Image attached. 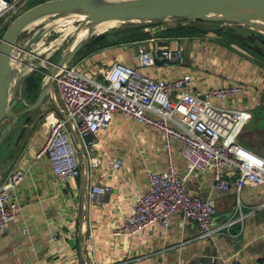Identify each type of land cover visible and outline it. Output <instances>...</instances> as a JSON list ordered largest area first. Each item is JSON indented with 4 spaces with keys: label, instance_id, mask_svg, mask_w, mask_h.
Instances as JSON below:
<instances>
[{
    "label": "built area",
    "instance_id": "1",
    "mask_svg": "<svg viewBox=\"0 0 264 264\" xmlns=\"http://www.w3.org/2000/svg\"><path fill=\"white\" fill-rule=\"evenodd\" d=\"M26 1L0 0V17L19 14ZM203 38L182 39L205 52ZM133 44L130 62L112 60L94 68L79 61L63 64L48 75L46 94L52 102L55 96L57 103L46 112L31 145L0 184V236L16 212L10 191L31 161L44 160L52 176L61 182L78 177L82 169L90 181V172L102 165L104 157L103 165L111 171L119 169L120 159L106 154L97 139L110 129L114 119L134 123L158 140L156 155L141 163L145 187L134 195L130 212L115 234L132 235L148 226L165 230L174 216L193 221L196 238L201 240L213 238L234 222L242 225L245 215L239 211L235 219L217 222L213 206L193 194L187 182L192 174L209 175L213 191L234 192L238 210L239 192L246 185L264 184V167L236 145L251 113L249 102L238 103L239 96L248 91L246 85L224 78L217 85H198L205 79L201 70L195 73L178 66L182 44ZM226 62L236 65L232 58ZM109 192V186L90 182L85 203L93 204ZM223 264L241 263L230 258Z\"/></svg>",
    "mask_w": 264,
    "mask_h": 264
},
{
    "label": "crops",
    "instance_id": "2",
    "mask_svg": "<svg viewBox=\"0 0 264 264\" xmlns=\"http://www.w3.org/2000/svg\"><path fill=\"white\" fill-rule=\"evenodd\" d=\"M166 25L162 24L161 29ZM157 38L134 43L145 47L182 44L178 66L194 69L195 73L201 70L205 79L196 81L198 85H217L224 79L246 85L248 91L239 96L238 103L249 102L251 113L236 137V145L264 167V71L234 46L219 44L213 32H206L201 41L205 52L183 43L184 37L161 38L162 45ZM134 47L130 43L101 49L77 62L85 61L94 68L112 60L128 62ZM229 58L235 59V66L227 64ZM18 64L15 60L12 66ZM26 114L22 115V123L24 118L30 122L31 113ZM18 131L14 139L4 136L0 143V184L37 134V129L26 136L22 127ZM97 139L106 154L120 159L117 171L103 165L104 157L102 165L90 172V181L82 169L78 177L61 182L52 176L44 160L31 161L28 171L10 191L16 212L0 236V264H223L230 258L241 264L264 261V184L246 185L237 196L238 210L231 189L213 191L207 174L189 177L187 187L213 206L217 222L235 219L238 211L245 215L241 226L234 222L211 239H197L195 223L180 216H174L165 230L148 226L132 235L115 234L130 212L134 195L145 187L141 163L156 155L158 140L138 125L119 119L112 120L110 129ZM88 182L105 184L110 192L87 205L84 193Z\"/></svg>",
    "mask_w": 264,
    "mask_h": 264
},
{
    "label": "rangeland",
    "instance_id": "3",
    "mask_svg": "<svg viewBox=\"0 0 264 264\" xmlns=\"http://www.w3.org/2000/svg\"><path fill=\"white\" fill-rule=\"evenodd\" d=\"M38 0H27L23 7L21 8V12L33 5ZM18 15V14H17ZM17 15H4L0 17V37L2 33L4 32L5 28L8 26V24L13 20V18ZM48 20H52L53 16L47 17ZM186 19H175V18H166L157 20L156 22H134V23H120L114 27H110L104 31H101L99 33H94L88 36L86 39L83 40V45L88 43L90 44V41L92 37L99 36L103 34H107V43L106 46L95 49L92 51H88L86 48L82 47L80 48V52H76L69 63L67 64H73L74 62H77L78 60L87 59L92 53H95L98 50L101 49H114L115 47H120L126 44H130V42H120V38L123 36V33H114V31H120L122 28H127L129 24H135L140 26V30L148 33V38H155L159 40V44L162 45L163 42L160 41L162 39H165V37L159 36V30L161 29L162 24H177V23H183ZM164 21V22H163ZM191 21V20H189ZM45 22L38 23L30 28L20 30L13 41L12 48H11V63L13 64L15 60H19L20 65H24L26 63H31L34 67H32L19 81L18 86L15 88L13 93L8 97V100H14L15 105L12 108V113L17 111L19 112L23 108L26 107V105L30 104L35 98L33 93H31L29 90V85L27 84L25 78L29 75L31 77H38L37 80V91L43 86H45L47 83H45L44 79L46 75H49L48 68H50L61 55H64L67 53L68 48L73 38V28H65V29H55L53 28V24L44 25ZM80 21H72L71 25L76 28L77 25H79ZM44 25V26H43ZM198 26L206 29L207 32H213L216 34V41H218L219 44L223 46H234L238 51H240L243 56L249 60L250 62L256 64L258 67H260L264 71V36H257L256 33L264 35V28L254 26L255 29L259 32H256L254 30L248 29L244 24L236 23L229 20H216L212 23L207 22H198ZM70 31V32H69ZM227 32H233L238 33L239 35H242L245 37V41L250 46H255L258 50L257 53L251 52V50L241 46L240 43L235 41V39H229L226 37ZM205 35V34H204ZM201 36H189V37H203ZM162 38V39H161ZM182 38V37H180ZM233 38V37H232ZM80 40V39H79ZM155 40V39H154ZM114 41V42H112ZM118 41V42H117ZM112 42V43H111ZM262 42V43H261ZM58 44L54 46V44ZM82 45V46H83ZM27 57V58H26ZM38 93V92H37ZM264 96V93H263ZM53 99L57 103V98L54 96ZM54 101V102H55ZM50 100V96L46 94L41 102V104L32 110L31 112H26L24 114L30 115V122H23V116L19 115L16 119V122L14 125L10 127V130L6 133L5 138L7 137L12 139L13 137H16V134L18 135L19 131L18 129L22 127L24 129V136L31 134L35 129H38L41 121L43 120V117L45 116L46 112L52 110L53 103ZM15 114V113H14ZM9 119L7 117H3L0 120V131L3 129L6 124L8 123ZM23 125H22V124ZM22 125V126H21ZM18 131V132H17ZM14 139V138H13ZM12 143L13 140H10ZM3 144V142H2ZM22 148V145L18 147V151Z\"/></svg>",
    "mask_w": 264,
    "mask_h": 264
},
{
    "label": "water",
    "instance_id": "4",
    "mask_svg": "<svg viewBox=\"0 0 264 264\" xmlns=\"http://www.w3.org/2000/svg\"><path fill=\"white\" fill-rule=\"evenodd\" d=\"M238 9H252L253 13H244L235 11ZM70 8H78L85 11L88 18L92 20L102 19H121L127 20V23L150 22L165 18L216 21L229 20L244 24L255 16L264 15V0H140L123 6H92L88 0H45L39 2L13 18L5 28L0 37V120L7 117L9 122L0 131V143L2 138L15 124L19 115L32 111L37 108L47 92V87L39 89L35 99L18 113H12L15 101H9L6 97V87L8 80L5 72L8 63L9 52L16 34L23 26L35 17L54 11H60ZM218 16H213L212 14ZM125 23V22H124ZM83 45V41L75 44L71 49L61 55L58 60L48 68L49 75H52L63 64L70 62L74 54ZM27 118H24V122Z\"/></svg>",
    "mask_w": 264,
    "mask_h": 264
},
{
    "label": "bare ground",
    "instance_id": "5",
    "mask_svg": "<svg viewBox=\"0 0 264 264\" xmlns=\"http://www.w3.org/2000/svg\"><path fill=\"white\" fill-rule=\"evenodd\" d=\"M140 0H88L89 4L92 6H106L108 8H111L113 6H123L127 5L129 3H133ZM231 9H235V11H241L244 13H253L254 10L252 9H238L230 7ZM213 16H218L217 14H212ZM53 16L52 20H48L47 17ZM166 19V18H165ZM72 21H80L81 23L74 28L71 23ZM127 20H121V19H102V20H92L88 18L85 14V11L78 8H70L60 11H54L47 14H42L28 23H26L21 30L30 28L38 23L45 22L44 25L53 24V28L55 29H65V28H73L72 32L74 40L70 44L68 51L73 47L75 44L82 42L84 39H86L88 36L94 33H99L101 31H104L110 27H114L120 23H124ZM43 25V26H44ZM244 25L251 30H254L256 32H259L255 29L254 26H258L261 28H264V15L255 16L249 18ZM70 32V31H69ZM80 39V40H79ZM59 44V43H58ZM57 43L54 44V46L58 45ZM12 48V47H11ZM66 51V52H68ZM27 58V57H26ZM12 59L11 57V50L9 52L8 57V63L7 68L5 72V77L8 80V84L6 87V97L8 98L15 88L18 85H15L16 83H19L21 78L32 68L34 67L31 63H26L24 65L18 64V66L15 68L12 66V63L10 62ZM17 62L19 60L16 59ZM47 78L45 80V83L48 81V75H46ZM15 85V86H14Z\"/></svg>",
    "mask_w": 264,
    "mask_h": 264
},
{
    "label": "trees",
    "instance_id": "6",
    "mask_svg": "<svg viewBox=\"0 0 264 264\" xmlns=\"http://www.w3.org/2000/svg\"><path fill=\"white\" fill-rule=\"evenodd\" d=\"M45 0H38L35 4L42 2ZM150 22H156V20L154 21H150ZM183 23H177V24H173V25H166L165 27H163L162 29H160L158 32L159 36L168 38V37H189V36H201L204 35L207 31L206 29L198 26V22H207V23H212L215 21H202L199 19L196 20H184L182 21ZM114 33H123V36L120 38V42H130V43H134V42H140V41H144L145 38H148V33L141 31L140 30V26L138 25H133V24H129V26L127 28H122L120 31H114ZM257 36H264L262 34L256 33ZM107 34H103V35H99V36H94L92 37L90 44L88 45V43L84 44L82 47L86 48L89 52L95 49H99L102 48L104 46L107 45V43H109L107 41ZM226 37H228L229 39H235V41H237L238 43L241 44V46L251 50V52L253 53H257V49L255 46H250L246 43V39L244 36L239 35L238 33H233V32H227L226 33ZM233 37V38H232ZM114 42V41H112ZM111 42V43H112ZM118 42V41H117ZM262 43V42H261ZM264 45V43H263ZM80 47V48H81ZM78 49L77 52H80L81 49ZM76 54V53H75ZM27 84L29 85V91L31 93H33L34 97H36L37 95V80L38 77L36 75V77H31V75L27 76L25 78ZM35 99V98H33Z\"/></svg>",
    "mask_w": 264,
    "mask_h": 264
}]
</instances>
